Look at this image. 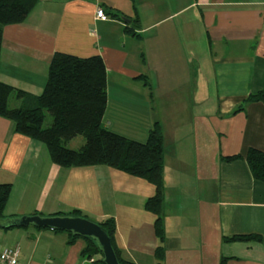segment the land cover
Here are the masks:
<instances>
[{
  "label": "crops",
  "instance_id": "crops-1",
  "mask_svg": "<svg viewBox=\"0 0 264 264\" xmlns=\"http://www.w3.org/2000/svg\"><path fill=\"white\" fill-rule=\"evenodd\" d=\"M98 8L106 18L96 17ZM180 41L194 71L187 86L199 96L192 104L215 102L202 130L176 128L167 145L160 107L180 104L171 76L180 67ZM54 52L102 57L104 127L144 141L159 123L163 259L154 255L156 214L145 209L152 183L103 164L58 166L43 143L0 116V183L11 185L3 215L78 210L95 222L112 218L114 243L132 264H264V182L245 160L249 147L264 151V98L233 112L264 89V0H36L24 21L2 27L0 81L40 94ZM8 104L19 100L12 95ZM234 154L241 157L221 159ZM249 234L260 238L224 239ZM69 240L64 230L0 227V246H18L22 264L99 259L81 255L82 239Z\"/></svg>",
  "mask_w": 264,
  "mask_h": 264
},
{
  "label": "trees",
  "instance_id": "trees-1",
  "mask_svg": "<svg viewBox=\"0 0 264 264\" xmlns=\"http://www.w3.org/2000/svg\"><path fill=\"white\" fill-rule=\"evenodd\" d=\"M35 4L36 0H0V44L2 27L24 21ZM125 31L131 32L127 28ZM12 95L19 100V104L14 107L8 104V99ZM263 98L264 89L250 94L233 112L243 109L248 102ZM106 99V68L99 55L79 57L54 52L49 61L46 81L40 94H32L0 81V116L11 120L16 132L43 143L53 163L61 167L103 164L144 178L155 186L154 195L145 201V209L156 214L154 231L160 245L155 248L154 255L160 263L164 253L161 244L164 240L162 130L156 121L148 131L146 139L139 141L107 129L102 123ZM45 111L51 115V122L47 126L43 125ZM77 135L84 136V143L75 149L67 147L66 143ZM240 157L239 154H234L221 156V159L231 161ZM245 160L252 176L264 182V151L249 147ZM10 190V183H0V219L6 217L3 215V209ZM68 214L81 215L78 210H72ZM97 223L110 237L119 262L132 264L121 258L114 243V220L107 218ZM12 227L19 226L2 228ZM68 234L69 242L76 238L83 240L82 256L91 258L99 255V259L94 264H104L101 261V252L93 239L70 232ZM253 238L260 237L249 234L232 235L224 239Z\"/></svg>",
  "mask_w": 264,
  "mask_h": 264
},
{
  "label": "rangeland",
  "instance_id": "rangeland-1",
  "mask_svg": "<svg viewBox=\"0 0 264 264\" xmlns=\"http://www.w3.org/2000/svg\"><path fill=\"white\" fill-rule=\"evenodd\" d=\"M181 41H180V67H177L175 70V73H173L172 76V82H176L177 84H180V90H178V94H180V104L177 103L173 106H163L160 107V111L162 112L163 116V124L164 127H166V139L165 144L169 145L170 142H172L173 136L171 132L178 131L180 133V128L185 129H192L196 128L197 130H202V124L207 121V117L203 116L206 112H212L214 108V97H211L209 99L208 104L207 103H200L199 105L192 104V99H195L196 91H193V89H190L191 87L187 86V84L190 82H193V68L189 65V60L186 57L185 52L181 49ZM184 52V55L182 54ZM183 85V86H182ZM175 92V91H174ZM173 92V93H174ZM171 96H177V94H173ZM214 99V100H213ZM51 122V115L45 111V118H44V126H47ZM178 128V129H176ZM176 129V130H175ZM175 130V131H174ZM172 132V133H173ZM177 133V134H178ZM177 144L180 143V135L179 137L175 138ZM85 141V138L83 135H78L71 140H69L66 143V146L69 148H78L81 144H83ZM71 146V147H70ZM180 148V146H179ZM167 149V148H166ZM170 148L168 149V151ZM171 151L168 153L170 154ZM191 152V155L193 154V149L189 150ZM171 164H175L173 161ZM173 168V166H172ZM171 168V169H172ZM173 183V182H171ZM163 218L165 219V212L163 214ZM166 220V219H165ZM164 220V221H165ZM173 223L172 217L169 218V221L166 220L165 224L171 225Z\"/></svg>",
  "mask_w": 264,
  "mask_h": 264
},
{
  "label": "water",
  "instance_id": "water-1",
  "mask_svg": "<svg viewBox=\"0 0 264 264\" xmlns=\"http://www.w3.org/2000/svg\"><path fill=\"white\" fill-rule=\"evenodd\" d=\"M128 21V19H125ZM35 226L64 230L81 237L93 239L101 252L104 264H121L111 245L110 237L99 223L81 215H41L29 214L4 217L0 219V227Z\"/></svg>",
  "mask_w": 264,
  "mask_h": 264
},
{
  "label": "built area",
  "instance_id": "built-area-1",
  "mask_svg": "<svg viewBox=\"0 0 264 264\" xmlns=\"http://www.w3.org/2000/svg\"><path fill=\"white\" fill-rule=\"evenodd\" d=\"M96 17L106 18L107 15L102 8L96 11ZM20 249L18 246H0V264H22L19 259Z\"/></svg>",
  "mask_w": 264,
  "mask_h": 264
}]
</instances>
